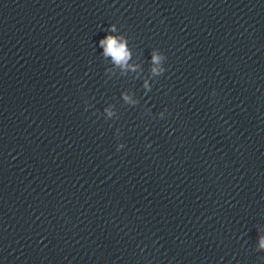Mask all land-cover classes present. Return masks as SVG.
Instances as JSON below:
<instances>
[{"label":"clouds","instance_id":"1","mask_svg":"<svg viewBox=\"0 0 264 264\" xmlns=\"http://www.w3.org/2000/svg\"><path fill=\"white\" fill-rule=\"evenodd\" d=\"M100 44L105 47V55H111L117 63L125 61L128 57V51L124 43H118L117 39L112 36L101 39ZM155 59L156 57L153 56V60Z\"/></svg>","mask_w":264,"mask_h":264}]
</instances>
